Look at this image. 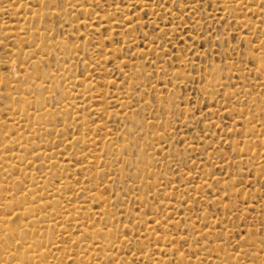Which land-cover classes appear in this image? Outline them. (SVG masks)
Segmentation results:
<instances>
[{
    "label": "rangeland",
    "instance_id": "obj_1",
    "mask_svg": "<svg viewBox=\"0 0 264 264\" xmlns=\"http://www.w3.org/2000/svg\"><path fill=\"white\" fill-rule=\"evenodd\" d=\"M1 219L0 264H264V0H0Z\"/></svg>",
    "mask_w": 264,
    "mask_h": 264
},
{
    "label": "bare ground",
    "instance_id": "obj_2",
    "mask_svg": "<svg viewBox=\"0 0 264 264\" xmlns=\"http://www.w3.org/2000/svg\"><path fill=\"white\" fill-rule=\"evenodd\" d=\"M44 3V2H43ZM6 204H8V203H5V205ZM11 205V204H10ZM8 206V205H7ZM10 207V206H9ZM11 208H12V206H11ZM31 207H29V208H27V210H28V212L29 211H31V209H30ZM21 217H22V213L21 212H15V214H14V217H13V219L14 218H19V220L21 219ZM18 220V219H17ZM2 221V222H1ZM1 221H0V224L2 223V234H3V236H2V238H4V241H5V243L8 245V243H10L9 242V240L10 239H12V238H14L15 236H17V237H21L22 236V231H20V229H19V227L18 226H15V225H13V224H11L10 222H11V220L8 222V221H6V220H4V219H1ZM14 222H17V221H14ZM6 223H7V225H6ZM5 224V225H4ZM16 224V223H15ZM4 225V226H3ZM0 232V233H1ZM24 232V231H23ZM25 233H27V232H25ZM1 235V234H0ZM104 242V241H103ZM105 242H107V241H105ZM2 243H3V241H2ZM24 243V242H23ZM11 244V243H10ZM27 243H25V245H26ZM12 245V244H11ZM106 246V245H105ZM21 247L23 248L22 250L21 249H19L20 251H18V258H19V260L20 261H30V260H33L35 257H36V253L35 254H31L33 251H36V250H32L31 248H30V246H24L23 244H21ZM17 250V249H16ZM37 250H39V249H37ZM8 253V252H7ZM40 253V254H39ZM43 255V253H42V251H38V258H39V256H42ZM94 256V255H93ZM94 259V258H93ZM40 262V261H39ZM45 264V263H44Z\"/></svg>",
    "mask_w": 264,
    "mask_h": 264
}]
</instances>
